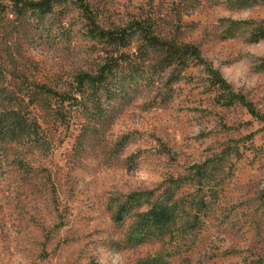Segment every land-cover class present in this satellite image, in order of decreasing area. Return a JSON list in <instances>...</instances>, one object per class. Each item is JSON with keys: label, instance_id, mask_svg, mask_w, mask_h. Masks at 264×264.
<instances>
[{"label": "rangeland", "instance_id": "obj_1", "mask_svg": "<svg viewBox=\"0 0 264 264\" xmlns=\"http://www.w3.org/2000/svg\"><path fill=\"white\" fill-rule=\"evenodd\" d=\"M84 1L143 32L117 49L76 0H1L0 111L35 115L49 150L0 142V264H264V120L237 98L264 115V0ZM147 35L199 55L163 66Z\"/></svg>", "mask_w": 264, "mask_h": 264}, {"label": "trees", "instance_id": "obj_2", "mask_svg": "<svg viewBox=\"0 0 264 264\" xmlns=\"http://www.w3.org/2000/svg\"><path fill=\"white\" fill-rule=\"evenodd\" d=\"M14 1L18 4L23 5L26 8H37L40 6L48 5L51 0H39L37 2L25 0ZM76 1L80 9L84 13L85 18L88 20V24L92 27L95 35L98 38L104 40V42H106L107 44L117 49L125 48L126 46H128L133 35H135L136 33H142L144 30V27L134 24L130 25L129 27L109 29L101 28L95 22L88 4L84 0ZM147 37L151 38V40H153V43L157 44L159 48H164L166 55L165 58H163L162 60L163 63L165 62L163 66H169L173 64L174 61L180 62L184 57L187 56L199 55L198 49L193 45L186 44L183 46H175L170 44L169 42H160L155 37H149V35H147ZM111 58L114 57L111 56ZM102 73L103 67L100 68L98 74ZM211 74L218 79L220 84H222V86L226 90L230 89L229 84L224 79H222L216 71H211ZM89 76H91V73L79 72L75 76V82L78 86L81 87L84 84V79ZM37 88L39 89V92L35 94L53 96L55 98V102H57L60 107H62L65 102L73 98V93H70V91L67 90H61L58 85L40 84L37 86ZM237 98L252 117L264 120V115L256 111L254 105L251 102L245 100L242 96H237ZM32 99L34 98L32 97ZM54 114L55 117H57L60 121H68L70 118L69 116H66L63 112H61V108L58 111H55ZM5 141H14L21 144H25L31 149L38 150L41 155H44L49 150V142H47L45 135L41 131L40 125L35 115H32V117H30L29 115L19 114L15 110L11 109H1L0 111V142ZM187 179L188 177L170 179V183H181ZM166 201H168V196H165L163 200L154 203L149 211V214L152 215L153 220L156 221V224L158 225H162L163 223L168 222L172 218L169 214V212H171L172 207H169ZM200 203L201 202H197V204ZM196 215L197 214L195 213V216Z\"/></svg>", "mask_w": 264, "mask_h": 264}]
</instances>
